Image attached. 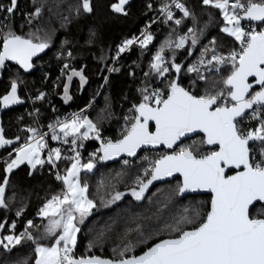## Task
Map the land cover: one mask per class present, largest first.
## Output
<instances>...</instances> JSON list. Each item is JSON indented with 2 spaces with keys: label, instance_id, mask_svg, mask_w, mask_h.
I'll return each mask as SVG.
<instances>
[{
  "label": "snow or ice",
  "instance_id": "6c2138e0",
  "mask_svg": "<svg viewBox=\"0 0 264 264\" xmlns=\"http://www.w3.org/2000/svg\"><path fill=\"white\" fill-rule=\"evenodd\" d=\"M33 2L35 5V0ZM128 2L129 0H118V3L111 5V10L127 15L125 5ZM202 3L220 11L225 21L221 32L233 37L239 44L238 49L230 50L226 55L218 54L213 47L211 58L207 60L204 59V53L208 51L205 48L201 53L199 66L191 65L187 68L189 73L196 72L197 79L201 81L207 78L201 74L200 66H211L210 70L214 69L217 74L222 68H226L227 74L213 82L212 90L206 89L203 94L197 95L182 86L176 78L168 79L166 90H138L142 99L138 104H133L130 109L132 115L125 116L126 125L122 136L116 140L101 137L97 125L87 116L78 114H74L70 120L60 122L59 132L64 138L71 136L73 146L77 144V140H87L91 138L90 134L94 135L101 140L97 150L101 155L96 157L100 161L111 160L122 153L135 156L137 149L142 146L163 145L172 149L171 154L161 155L151 162L150 167L145 170L148 178L138 180L139 190L133 189L132 196L140 200L153 181L178 173L182 181L178 183L175 194L183 196L198 190L208 192L211 194L209 210L202 212L199 208H194L190 215L165 225L170 233L169 237L152 243L139 255L134 254L136 245L129 242L118 252L114 249L116 256L111 259L95 255L77 258L73 254L76 233L80 231L77 217L78 222L83 223L96 206L86 195L88 184H81L79 179L81 168L91 172L95 165L91 160L81 165L77 153L73 157H65L72 161L66 175L56 174V179L64 185V191L52 196L39 210V215L48 220L44 226V236L53 238L51 245L37 243L43 237L33 236L26 230L18 236L8 235L0 240V245L6 251L10 250V246L14 247L27 239L35 244V264H264V215H253L250 210V206L255 207L254 202H264V117L260 114L264 112V0H202ZM173 6L182 13L181 19H174L171 10ZM42 8L43 5L34 6V11L27 14L29 24L41 16ZM16 9L17 0H10L6 8L0 5V12L9 15H14ZM81 10L83 13H91V0H81L76 8L77 14ZM160 12L165 16V22L174 21L176 25L190 16L195 20L194 14L180 0L164 3ZM242 21H247L249 26L246 27ZM253 22H259V25L251 26ZM193 32V28H188V33ZM188 38V34H185L174 45L170 40L160 45L150 62V68L156 76L164 77L169 73L170 67L176 74L181 72V65L173 62L169 66L163 53L165 45L169 50L173 47L179 49L184 47ZM135 40L136 38L125 40L119 46L117 56ZM152 40L151 33H142V39L138 41L141 49ZM196 42L193 35L192 44L195 45ZM212 44H216L215 39ZM48 47V40L41 39L36 34L21 36L9 30L0 37V69L5 67L6 61H14L21 69L29 71L34 66L33 57ZM68 55L71 56V52ZM64 67L67 68L68 65L65 64ZM116 70L109 69L110 72ZM72 75L79 76L82 83L86 81L81 72L73 71ZM145 75L148 76L149 73ZM249 78L254 79L249 82ZM253 84L258 85L259 90L253 89ZM195 86L193 83V87ZM43 95L41 93L37 99H42ZM17 102V82L13 80L2 103L7 105ZM254 105L257 106L256 109H253ZM246 109H253L252 117L258 120V124L245 130L241 128V124L246 118ZM152 123L154 131L151 130ZM81 129L84 131L81 132ZM27 131L33 135L13 150L15 158L5 162V173H11L25 161L32 169L45 164L40 156L42 149L46 147L44 135L35 128ZM190 133H202L200 143L214 147L202 152L193 151L191 146L183 144L178 150L174 148L182 137ZM52 139H60L55 129ZM11 143V140L0 134V146ZM254 147L259 152V159L253 154ZM60 159L59 148L49 150L48 164L56 168V161ZM123 163L126 165L129 162L124 160ZM8 183V175H5L0 182L2 208H7L5 193ZM122 195L123 193L116 192L112 199L119 200ZM28 226L35 225L30 220ZM0 228H3L2 224ZM139 237L137 243H146L149 238L144 232H140Z\"/></svg>",
  "mask_w": 264,
  "mask_h": 264
},
{
  "label": "trees",
  "instance_id": "16d2710c",
  "mask_svg": "<svg viewBox=\"0 0 264 264\" xmlns=\"http://www.w3.org/2000/svg\"><path fill=\"white\" fill-rule=\"evenodd\" d=\"M165 1L129 0L125 5L127 15L111 10V5L118 0H91L93 11L83 13L81 10L80 14H77L76 8L81 0H35V5L33 0H17L14 15L0 12V37L12 30L21 36L36 34L49 42L46 54L37 59L29 71L11 64L0 69V134L12 141L10 145L0 146V182L5 175L9 178L5 193L7 208L0 207V224L3 225L0 240L8 235L18 236L27 230L33 236L43 237L37 243L50 246L53 242V238L44 236V226L48 220L39 215V210L52 196L62 193L64 186L62 181L56 179V174L62 175L70 161L59 164L58 172L45 162L35 169L22 164L11 173H5V162H9L14 155L6 161L2 159L28 141L33 134L27 129L46 131L57 127L55 132L58 134L60 122L72 113L83 110L82 115L97 125L101 137L116 140L121 138L125 128V116H131L133 104H138L142 99L138 90H166L168 79L177 77L182 86L199 95L206 89L212 90L213 82L227 74L226 68L217 74L214 69L210 70L211 66H200L201 74L207 78L201 81L197 79L196 72H187L189 66H199L205 48L208 49L204 53L207 60L211 58L213 47L218 53L227 54L238 46L233 37L221 32L225 21L220 11L205 6L202 0H182L190 13L194 14L195 20L191 16L183 18L175 30L188 34L190 41L187 40L184 47L179 49L173 47L169 50L165 45L163 55L166 62L169 66L173 62L179 63V74L170 67L169 73L158 77L150 68L152 57L160 45L166 40L174 45L180 37L162 26L152 29L153 40L145 48L141 49L138 44L113 64L123 40L137 35L158 15ZM9 4L10 0H0V5L5 8ZM39 5H43L41 16L29 24L27 14ZM188 28H193L194 32L188 33ZM193 35L197 41L195 45L192 44ZM214 39L215 45L212 44ZM110 68L117 70L110 72ZM73 71L82 72L86 84L84 88L72 84L71 100L65 103L61 95L66 78ZM13 80L17 82L19 102L4 108L2 98L10 91ZM41 93L44 94L43 98L37 99ZM52 135H48V142L52 145L63 144L70 157L76 149L82 161H89L95 154L96 170L92 174L81 173L79 178L81 184H88L86 195L96 206L91 215L78 224L80 231L73 248L77 258L92 255L114 258L116 252L113 250L118 252L129 242L136 245L134 254L138 255L152 243L169 237L165 225L190 215L194 208L202 212L209 210L210 196L178 198L175 192L179 179L157 185L140 200L132 196L133 189L139 190L136 177L145 165L146 156L153 157L155 153L164 155L163 150L143 151L135 160H127V167H123L121 162L105 165L96 159L101 140H78L73 146L69 137L66 138L68 142L63 143L59 134L60 139L57 140H53ZM201 139L197 136L182 144L191 146L193 151L202 152L206 149L200 143ZM116 192L123 193L121 199H112ZM17 212H20L19 216ZM251 212L256 216L264 215V207L257 204ZM30 220L34 227L28 226ZM140 232L149 237L146 243H137ZM35 255V244L27 239L14 247L10 246L8 251L0 245V264H34Z\"/></svg>",
  "mask_w": 264,
  "mask_h": 264
},
{
  "label": "built area",
  "instance_id": "2783aa9c",
  "mask_svg": "<svg viewBox=\"0 0 264 264\" xmlns=\"http://www.w3.org/2000/svg\"><path fill=\"white\" fill-rule=\"evenodd\" d=\"M180 2H182V0H180ZM165 3H169V4H170V3H171V0H166ZM171 10H172V12H173V17H174V19H181V18H182V13L179 11V9H176V8L173 6ZM165 20H166L165 16L159 11L158 15H157L152 21H150L149 23H147V24L143 27V29H142L137 35H135V36H133V37H130V38H126V39H124L123 42H124L125 40H128V39H134V38H136L135 42H134L131 46H129V48H127L123 53H120L119 56H117V52H118V49H117L113 64L117 63V62L120 60V58H121L124 54L128 53V52H129L134 46H136V45L139 44L138 41H139V39H142V33H144V32H149V33H151L152 29H153L155 26H162L163 28H167V29H169L170 31L176 32V33L179 34L180 36L185 35L184 33L177 32V31L175 30L176 26H178V25H176V24L174 23V21H167V22H165ZM242 24H244L246 27L249 26V25H248V22H247V23H242ZM257 25H259V24L252 23L251 26H257ZM257 30H259L258 27H257ZM187 40L190 41L189 38H188ZM187 40H186V41H187ZM123 42H122V43H123ZM122 43H121L120 45H122ZM120 45H119V46H120ZM118 48H119V47H118ZM238 48H239V44H238V46H237L236 49H238ZM217 53H218V52H217ZM218 54H221V53H218ZM222 55H226V54H222ZM256 107H257V106L254 105V106H253V109H256ZM253 109H251V110L245 115L246 118L244 119L243 123L241 124V128H242V129H245V130H246L248 127H255V126H257V124H258V120L254 119V118L252 117ZM82 112H83V110H82V111L75 112V113H72V114H71L67 119H65V120H70V119L73 117L74 114L82 115ZM263 113H264V112H261V113H260L262 117H264ZM65 120H64V121H65ZM55 128H57V127H55ZM55 128H52V129H49V130H46V131H38V132H39L40 134H43V135H44V140H45V143H46V147H45L44 149H42V151H41L40 154H41L42 159L45 160L46 163H47L48 152H49L50 149H52V148H59V149L61 150V159L58 160V161H56L57 167H56V168H53V167H52L56 172H58V166H59V164H61V163H65V162H69V161L71 162V160L65 158V157H70V156H69L68 153L66 152V149H65V147H64L63 144L52 145V144H50V143L48 142L47 137H48L49 134L53 133V129H55ZM14 153H15V152H11V156H12ZM9 154H10V153H9ZM9 154H8L7 156H5L2 160H3V161H6V159H7L8 157H10ZM253 154L255 155V158H256V159H259V152H258V150H257L255 147L253 148ZM123 161H124V160H122L121 162H123Z\"/></svg>",
  "mask_w": 264,
  "mask_h": 264
},
{
  "label": "water",
  "instance_id": "95a60500",
  "mask_svg": "<svg viewBox=\"0 0 264 264\" xmlns=\"http://www.w3.org/2000/svg\"><path fill=\"white\" fill-rule=\"evenodd\" d=\"M242 23H247V21H242ZM253 23L259 24V22H253ZM46 50H47V48L43 52L38 53L37 56L33 57V61L35 62L37 59L43 57L46 54ZM7 64H11V65H14L16 67H19V65H17L14 61H6L5 62V65H7ZM0 77H1V73H0ZM176 79H178V78L176 77ZM253 79L254 78H249V82H252ZM253 89H258L259 90V86L253 84ZM250 110L251 109H246L244 115H246ZM237 119H239V118H237ZM151 130H153V131L155 130L154 123H152ZM197 136H203V134L202 133H195V134L190 133V134H187L185 137H182L181 140L177 142V145H175L174 148L177 149L180 146V144H182L183 142H185L187 140H190V139H193V138H195ZM204 147H205V149H209V148H212L214 146L204 145ZM99 148H100V144L98 146V149ZM150 150H155V151L163 150L165 152V154H171V152H172V149H168V148H166L163 145H159V146H156V147H152V146H142L141 148H138L137 149V152H136V155L135 156H127L126 154L122 153L118 157H115V158H113L111 160H108V161H101V162L103 164H105V165H110V164L120 163L122 160H130V161H133V160H135L139 156V154L141 152H143V151H150ZM99 155H101V153H99ZM176 179H179L180 182L182 181V177H180L178 173H174L173 176H171V177H164L163 179L153 181L152 184L149 185L148 189L145 191L144 194H147L149 191H151L154 187H156L159 184H163V183H166V182H171V181H174ZM201 195H203V196H210V200H211V194L208 193V192L201 191V190H198L197 192H188V193H185L183 196L178 195V198L182 200V199H185V198H187L189 196H201ZM254 204L255 205H257V204L262 205V204H264V202H254ZM209 208H210V203H209ZM252 208L253 207L250 206V210ZM95 256H98V255H95ZM88 257H90V256H88ZM98 257H100L102 259H111V258L102 257V256H98Z\"/></svg>",
  "mask_w": 264,
  "mask_h": 264
},
{
  "label": "rangeland",
  "instance_id": "374dc122",
  "mask_svg": "<svg viewBox=\"0 0 264 264\" xmlns=\"http://www.w3.org/2000/svg\"><path fill=\"white\" fill-rule=\"evenodd\" d=\"M118 3V2H117ZM81 74L83 75V73L81 72ZM69 76H71V79H69ZM84 76V75H83ZM78 84L79 86H80V88H84V86H85V84H86V81L85 82H81V80H80V77L79 76H73L72 75V72L67 76V78H66V82H65V85H67V93H65V86H64V89H63V92H62V95H61V98H62V100L65 102V103H68V102H70V100H71V87H72V84ZM17 103H12V104H7V105H5V104H3L2 103V105H3V107L4 108H7V107H11V106H14V105H16ZM58 131H59V129H58ZM84 131V129H81V132H83ZM58 134L61 136V142H63V143H66L65 142V140H66V138H64L63 137V134L62 133H60V132H58ZM90 136H91V138H89V139H94V140H98V139H96L95 138V136L94 135H91L90 134ZM68 138V137H67ZM69 138L70 139H72V137L71 136H69ZM78 141V140H77ZM99 141V140H98ZM100 143V142H99ZM101 144V143H100ZM77 150V149H76ZM76 150H74V155L73 156H75L76 154H77V152H75ZM12 152H14V151H12ZM99 153V152H98ZM153 154V153H152ZM14 156L11 158V159H13V158H15V153L13 154ZM40 156H41V154H40ZM72 156V157H73ZM158 156H160V155H158L157 153H155V155L153 154V157H147L146 156V162H145V165H144V167L142 168V170H141V173H140V175L139 176H137L136 177V181L138 182V180H142V179H144L145 177H147V175H146V172H145V170L146 169H148L149 167H150V164H151V162L152 161H154L155 160V158L157 157L158 158ZM90 157V156H89ZM8 159V158H7ZM6 159V160H7ZM10 159V160H11ZM41 159H42V157H41ZM10 160H9V162H10ZM92 161L93 163H94V168L92 169V171L91 172H89V171H87L86 169H84V168H81V170H80V173H79V178H80V174L81 173H87V174H92L95 170H96V160H95V156L94 155H92V157H90V159H89V161ZM79 161H80V164L81 165H83V164H86V163H88L89 161L88 160H84V161H82L81 159H80V156H79ZM71 163H72V161L70 162V164H69V166H68V168L71 166ZM121 163H123V162H121ZM23 164H28L27 163V161H25ZM20 165H22V164H20ZM20 165H18V166H20ZM127 165L128 164H124L123 163V167H127ZM17 166V167H18ZM38 166V165H37ZM16 168V167H15ZM14 168V169H15ZM67 170V169H66ZM8 174V173H7ZM63 175H66V171L62 174V176ZM148 178V177H147ZM138 185H139V183H138ZM64 186V185H63ZM63 191H64V188H63ZM62 191V192H63ZM122 197V196H121ZM50 200V199H49ZM93 212V209L91 210V212H90V214L87 216V217H85V219L86 218H88L90 215H91V213ZM84 219V220H85ZM78 224H79V222H78V217H77V226H78ZM78 233V232H77ZM77 233H76V239H77ZM6 243H7V241H6ZM73 254H74V249H73ZM35 264V263H34Z\"/></svg>",
  "mask_w": 264,
  "mask_h": 264
},
{
  "label": "flooded vegetation",
  "instance_id": "af4514ba",
  "mask_svg": "<svg viewBox=\"0 0 264 264\" xmlns=\"http://www.w3.org/2000/svg\"><path fill=\"white\" fill-rule=\"evenodd\" d=\"M199 137H201L202 138V136H199ZM207 150V149H206ZM230 174H232V173H230Z\"/></svg>",
  "mask_w": 264,
  "mask_h": 264
}]
</instances>
